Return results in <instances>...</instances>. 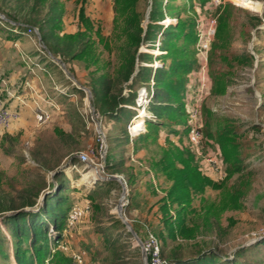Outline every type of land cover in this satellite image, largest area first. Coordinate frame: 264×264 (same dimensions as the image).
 Wrapping results in <instances>:
<instances>
[{
    "label": "rangeland",
    "instance_id": "1",
    "mask_svg": "<svg viewBox=\"0 0 264 264\" xmlns=\"http://www.w3.org/2000/svg\"><path fill=\"white\" fill-rule=\"evenodd\" d=\"M59 1L66 12L57 30L59 35H75L78 32L86 34L88 46L91 48L93 45L92 49H95L104 66L98 75L107 73L115 77L124 62L121 59V48L126 43V34L121 27L124 25V16L119 12L115 0H86L84 3L79 0ZM250 1L258 4L260 9L253 11L240 7L233 0H223L219 6H215L212 0H164L163 8L170 5L174 14L181 10V18L193 19L197 39L192 48L197 51L200 69L190 74L189 88L184 94L187 125L176 128L178 134L164 125L160 129L159 142L165 147L170 146L171 142L186 148L190 140L184 134L186 126L199 127L201 123L205 144L204 149L199 148L201 156L197 154L199 169L204 177L220 184V188L209 187L203 194L195 192L192 195L190 209L196 211L190 212L187 219L206 223L205 216L208 223H214V228L180 248L177 251L179 258L196 257L198 250L203 249L204 253L217 252L223 259L220 264H224V261H233L236 253L245 249L246 252L237 257L238 263L264 264V246L253 248L255 243L264 238V0ZM151 2L152 0H143L136 8L141 18H144V29L148 24ZM82 4H85L84 18L91 20L93 28L80 20ZM12 5L11 0H0V19L18 26V29H13L18 32L17 35L0 26V87L2 102L15 110L19 117L7 129H0V196H11L16 204H20L25 190H40L38 203L33 208L36 212L46 195L56 190L60 183H64L67 189L63 191V197L68 198L71 210L79 207L84 208L85 212L77 224H67L62 232L60 241L68 246L70 253H76L77 249L85 250L87 264H145L142 245L138 239L145 242L151 233L161 245L159 232L164 230L159 208L162 197L167 194V188L171 185L168 176L160 172L159 167L152 166L153 159H159V156L154 157L152 153L158 147L150 143L146 156L138 160L142 157L141 152L133 160L130 159L134 166H127L134 169L135 182L128 188L123 183L124 198L123 186L119 181L120 187L97 186L98 182L92 178V169L88 164L104 163L106 166L113 153L118 152L115 140L123 137V131L119 123L101 119L95 113L88 83L89 73L96 66L91 64L86 69L85 63L79 61L64 64L61 56L54 55L43 44L37 28L28 25L26 18L19 15ZM229 5H233L235 10H227ZM44 14L45 11L41 15ZM220 16H224L226 20L234 19L235 38L230 46L220 49L221 55L219 52L215 55L218 56V61L221 57L228 59L227 63L218 64L215 61L212 64L210 60L208 64ZM255 16L261 19L258 26H253L252 18ZM178 22L179 18L174 16L166 19L163 24L175 26ZM97 30L102 33L103 40H99ZM148 47L142 44L140 52H150L155 56L161 54L160 51L147 49ZM243 54L252 56L250 66L239 64ZM162 63L164 62L161 60L147 66L162 67ZM171 63L172 60L168 59L166 67ZM212 73L218 76L227 73L226 89L223 88L220 95L212 92ZM77 89L84 91V94ZM148 92L151 89L139 87V105L148 103ZM142 108H131L138 113L127 123L131 129L139 119L144 120L145 115L148 116L146 119L155 120L152 113L146 110L143 112ZM206 111L213 114L211 119ZM45 113L48 119L42 122L39 116ZM208 120L212 133L216 132L217 123L214 122L219 120L224 121L221 123L224 124L228 120L241 136L239 140L243 152L239 163L232 161L228 165L219 159L223 166L219 175L210 169L206 161L219 148L217 144L212 146V140L206 137ZM141 131V134L130 133L132 136L136 135L133 137H145L149 134L146 125ZM123 151L124 156L131 155L132 147ZM217 152L219 153V149ZM80 153L89 155L84 162L86 164L76 160ZM235 167H239L240 171L228 175V171ZM123 171V175L110 172L108 175L124 177L126 180V172ZM104 189L110 190V193H105ZM232 191H239L236 208L232 207L231 202V207L220 213L216 209L205 213V208L210 210L212 203L224 201V194ZM95 205H99L101 209L97 210ZM175 206L176 204L172 205ZM118 207L122 208L124 217L126 216L133 230L135 231L133 225L139 228L142 236L135 231L138 239L120 219ZM31 209L27 208L26 211ZM12 214L13 212H9L0 215V242L8 248L9 253L7 260L0 256V264H15L13 238L3 222L5 217ZM52 225L51 223L47 228L51 239L56 235ZM100 229H108L109 242H105L104 236L99 233ZM164 235L167 239L162 245L166 255H170L177 243L168 238L166 231ZM57 249L54 248L53 253Z\"/></svg>",
    "mask_w": 264,
    "mask_h": 264
},
{
    "label": "trees",
    "instance_id": "2",
    "mask_svg": "<svg viewBox=\"0 0 264 264\" xmlns=\"http://www.w3.org/2000/svg\"><path fill=\"white\" fill-rule=\"evenodd\" d=\"M79 1H82V3L86 2V0ZM141 1L143 0H115V4L119 6V12L124 16V25L121 27H123V32L126 34V43L121 48L123 51L121 59L124 62L115 77L107 73L98 75L104 66L101 64L99 55H97L95 49H92L93 45L91 48L88 46L86 34L78 32L75 35H59L57 30L66 13L64 5L59 0H11V4H13L12 8L19 15L26 18L28 25L37 28L44 42L42 43L48 47L51 53L61 56L64 64L69 65L71 61H79L85 63L86 69L91 64L96 66L95 70L89 73L90 82L88 83L89 92L93 96L95 113L101 119L106 118L109 121H114V123H119L123 131V137H118L115 140L118 152L113 153L110 162L108 161L103 169L106 175L109 172L123 175V170H125V177L127 179L125 180L122 177V180L126 188H128L129 185L135 182L134 169L127 166V164L134 166L131 164L130 159L133 160L142 152V157L138 159L141 160L146 156L149 148L148 144L150 143H153L154 147H158V149L154 148V152L152 153L154 157L159 156V159L154 158L152 166L159 167L160 172H163V174L168 176V179L172 180H169L171 185L167 188V194L162 197V203L159 208L162 213L163 230L168 233V238L177 243L170 252L171 256L166 255L162 244L163 242L165 243L167 237L164 235V231L159 232L162 260L169 264H220L223 259L217 252L208 251L204 253L203 249H199L198 256L193 258L183 259L177 256V251L180 248L196 240L200 234L204 235L214 228V223H208L205 216L204 221L206 223L187 219L190 212L196 211V209H190L192 195L195 192L203 194L209 187L220 188V184L213 183L211 179L204 177L200 172L198 155L193 150V145L189 140L192 126H186L187 129L184 133L189 140V145L186 148H182L171 142H169L170 146L165 147L159 142L160 129L164 125H166L168 130L175 131L176 134L179 133L176 128L187 125V115L183 103L184 94L186 89L189 88L190 74L194 70L200 69L197 51L192 48V46H195L197 39L195 24L190 17L181 18V10H177L174 14L171 11L173 9L172 6L168 5V7L163 8L164 0H152L148 14V24L146 25V29H144L142 27L144 18H141V14L136 11ZM84 5L82 4L81 7L80 20L88 27L93 28L94 24L92 25L91 20L88 17L84 18ZM229 9L235 10L233 5H229L227 10ZM43 11H45V14L42 16ZM174 16L179 18L177 25L173 26L171 24L165 26L163 24L166 19H172ZM252 19L254 21L253 26L260 25V17L255 16ZM2 20L0 19V26L5 31L14 32L13 29H18V26L15 27L10 22ZM233 23L234 19L226 20L224 16L218 18V30L215 33L212 49L209 51L208 64L210 60L212 64L215 61L218 64L220 62L227 63L228 59L221 57L220 61H218V56L215 57V55L218 52L221 55L220 49L223 50L233 42L235 38L233 36ZM14 33L18 34V32ZM96 33L99 36V40H103L102 33L99 30ZM142 44L149 46L147 48L149 50L160 51L161 54L155 56L150 52H140ZM46 59L43 60L46 61ZM168 59H171L172 63L166 67L165 63ZM233 59L235 60L236 57ZM252 59V56L243 54L241 63L239 64L250 66ZM161 60L164 62L162 63V67L147 66L158 63ZM226 75L227 73H222L219 76L212 73V92L214 94L220 95L221 90L223 88L226 89ZM229 75L231 76V72ZM139 87L151 89L153 93L151 95V92H148V103L140 106L155 117L154 121L150 119L145 120L149 131V134H146L145 137L142 135L133 137L128 129L129 126H127V123L138 115L131 108L139 106L137 102ZM127 90L128 92H126ZM79 92L84 94L82 90H79ZM63 94L66 96V93ZM206 115L210 119L213 117L210 111H206ZM170 119L174 123H171ZM223 122L219 120L214 122L217 123L215 133H212V126L208 124L210 123L209 120L206 122L207 126L205 125L207 129L206 137L212 140V146L215 144L219 145V148L215 149L213 157L217 160L222 159L228 165L232 161L239 163V158L243 152L239 140L241 136L236 133L232 123L227 120L224 124H221ZM198 128L202 134L200 148L204 149L205 137L202 132L203 125L200 123ZM167 140L172 141L170 139ZM159 144L162 146H159ZM129 146L132 147V154L124 156L123 150ZM218 149L219 153H216ZM43 151L46 152L45 149ZM76 160L79 159L77 158ZM79 162L81 161L79 160ZM220 165L223 167L222 164ZM126 167H128L127 170L125 169ZM239 171L240 168L235 167L228 171V175ZM60 184L56 190L46 195L42 204L37 207L36 212L33 211V208L38 203L37 199L40 190H25L21 197L23 202L20 204H16V201L11 196L8 198L0 196V215L13 212L12 215L5 217L3 222L11 232V238H13V259L15 264H46L47 261L48 264H76L73 257L61 250L59 246L62 232L67 226L69 217L73 212V209L71 210L69 206L68 198L63 197V191L67 189V186L64 183ZM96 185L108 188L111 185H119L120 187L118 181L98 182ZM103 191L110 193L108 189H104ZM238 193L239 191L225 193L222 197L224 201L212 203L210 210L205 208V213H211L213 209H216V212L220 213L225 208L231 207V202L232 207L236 208L239 200ZM230 197L232 198L229 199ZM171 202L172 205L176 204V206L172 207ZM94 207L97 210L101 209L99 205H95ZM206 207L208 206L206 205ZM27 208L32 209L26 211ZM51 223L53 224L52 229L56 232V235L52 239L47 230L48 225ZM133 227L138 235L142 236L137 225L136 227L133 225ZM203 228L204 231H202ZM99 233H102L106 243L109 242V237H107L109 236L108 229H100ZM222 236L220 240H222ZM261 246H264V238L255 243L253 248L257 249ZM54 248L58 249L53 253L52 250ZM80 250L82 249H77V252L82 254L85 262H87V252ZM244 252H246L245 249L240 250L236 253V258L233 261H224V264H243L238 263L237 257ZM0 256H3L5 260L9 259L8 248H5L1 242Z\"/></svg>",
    "mask_w": 264,
    "mask_h": 264
},
{
    "label": "built area",
    "instance_id": "3",
    "mask_svg": "<svg viewBox=\"0 0 264 264\" xmlns=\"http://www.w3.org/2000/svg\"><path fill=\"white\" fill-rule=\"evenodd\" d=\"M212 1L215 3V6H219L223 0H212ZM213 24H215V22ZM141 96H144V95H141ZM1 97H2V90L0 87V129L5 130L13 123V121L18 119L19 114L15 110L6 106L2 102ZM47 119L48 118L46 117V113L40 114L39 116L40 121L43 122ZM189 138H190L191 144L195 148L196 153L199 156H201L199 148L201 145L202 134H201L200 129L196 125L192 127ZM88 156L89 155L87 153H82V154L80 153L78 154L77 157L81 162L84 163L85 160H87ZM206 161L210 169L213 170L217 175H219L218 173H220L222 170L221 165H220L221 163L219 162V160H217L215 157H207ZM84 214H85L84 208H79V207L74 208L72 214L69 217L68 224H70L71 226H74L75 224L79 222V220H81ZM60 248L66 253L70 254L75 260L76 264H86L83 255L78 252L70 253L71 250H69L68 246H66L65 243L62 244L61 242ZM143 250L145 251L147 255V264H169L162 260L159 241L151 233L148 234L147 239L145 240V242H143Z\"/></svg>",
    "mask_w": 264,
    "mask_h": 264
},
{
    "label": "water",
    "instance_id": "4",
    "mask_svg": "<svg viewBox=\"0 0 264 264\" xmlns=\"http://www.w3.org/2000/svg\"><path fill=\"white\" fill-rule=\"evenodd\" d=\"M88 167L90 169H92L91 170L92 178L95 181L101 182V183L106 182V181H119L120 183H122V186H123L124 182H122L123 180L121 177L108 176L103 172V169L105 168L104 163L102 165H90V164H88ZM124 195H125V187L123 186L122 198H124ZM118 214H119L120 219L123 221V223H125V225L128 227L129 231H131L135 235V237L138 239L136 232L133 230L132 226L127 222V219L124 217V214L122 212L121 207H118ZM138 241L142 245L144 262H145V264H147V255H146L145 251L143 250V242L140 239H138Z\"/></svg>",
    "mask_w": 264,
    "mask_h": 264
},
{
    "label": "bare ground",
    "instance_id": "5",
    "mask_svg": "<svg viewBox=\"0 0 264 264\" xmlns=\"http://www.w3.org/2000/svg\"><path fill=\"white\" fill-rule=\"evenodd\" d=\"M233 2L240 6V7H245V8H249V9H252L253 11L254 10H257V9H260V7H258V4H255L253 3L252 1L250 0H233ZM144 112V111H143ZM145 127V124H144V120L142 119H139L134 125H133V128L131 129V131L136 134L138 132H140L141 130H143ZM88 176V175H87ZM86 176V177H87ZM92 179V178H91Z\"/></svg>",
    "mask_w": 264,
    "mask_h": 264
},
{
    "label": "clouds",
    "instance_id": "6",
    "mask_svg": "<svg viewBox=\"0 0 264 264\" xmlns=\"http://www.w3.org/2000/svg\"><path fill=\"white\" fill-rule=\"evenodd\" d=\"M2 19H3V18H2ZM138 105H139V104H138ZM139 106H141V105H139ZM142 110L145 111L144 108H142ZM139 113H140V112H139ZM137 114H138V113H137ZM146 118H148V116L145 115V116H144V123H145V119H146ZM145 125H146V124H145ZM129 130H130V132L132 133V131H131V127H129ZM141 133H142V131H140V133H138V134H141ZM133 136H136V135H133Z\"/></svg>",
    "mask_w": 264,
    "mask_h": 264
},
{
    "label": "crops",
    "instance_id": "7",
    "mask_svg": "<svg viewBox=\"0 0 264 264\" xmlns=\"http://www.w3.org/2000/svg\"><path fill=\"white\" fill-rule=\"evenodd\" d=\"M9 129H10V128H9ZM9 129H8V130H9Z\"/></svg>",
    "mask_w": 264,
    "mask_h": 264
}]
</instances>
